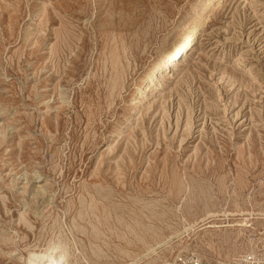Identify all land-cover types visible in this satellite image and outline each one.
I'll return each mask as SVG.
<instances>
[{"label":"rangeland","instance_id":"374dc122","mask_svg":"<svg viewBox=\"0 0 264 264\" xmlns=\"http://www.w3.org/2000/svg\"><path fill=\"white\" fill-rule=\"evenodd\" d=\"M183 253L264 256V0H0V264Z\"/></svg>","mask_w":264,"mask_h":264},{"label":"bare ground","instance_id":"6f19581e","mask_svg":"<svg viewBox=\"0 0 264 264\" xmlns=\"http://www.w3.org/2000/svg\"><path fill=\"white\" fill-rule=\"evenodd\" d=\"M220 1L221 0H213V2H215V3L216 2H220ZM203 24H204V19L202 18L200 20V22L186 36H184L182 39L180 38L181 40L179 41V43L176 46H174L173 48H171V49H169L168 51L165 52L164 56L156 63V65H155L154 69L152 70V72L142 81L141 88H145L147 86L156 84V82L158 80H160V78L162 77V75L165 73V71L168 68L174 67L176 65V63L180 59H182L186 54H188V52L190 51V49L193 47V45L197 41V39H198V37L200 35V32H201V30L203 28ZM65 247H66V245H65ZM229 252H231V251H229ZM67 254H69V253H67ZM64 256H59L58 259L57 258L53 259V264H62L63 263V260H64ZM230 256H231V254H230ZM45 260H47V259H45ZM32 262H33V260H32ZM34 262L32 264H35Z\"/></svg>","mask_w":264,"mask_h":264},{"label":"built area","instance_id":"2783aa9c","mask_svg":"<svg viewBox=\"0 0 264 264\" xmlns=\"http://www.w3.org/2000/svg\"><path fill=\"white\" fill-rule=\"evenodd\" d=\"M171 264H206L197 254L177 255ZM235 264H264V256L248 253L240 256Z\"/></svg>","mask_w":264,"mask_h":264}]
</instances>
